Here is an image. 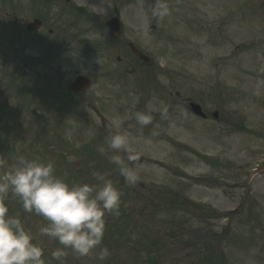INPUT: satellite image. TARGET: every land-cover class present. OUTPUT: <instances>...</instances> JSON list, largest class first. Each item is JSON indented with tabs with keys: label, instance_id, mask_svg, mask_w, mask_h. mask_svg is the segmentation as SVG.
I'll return each instance as SVG.
<instances>
[{
	"label": "rangeland",
	"instance_id": "374dc122",
	"mask_svg": "<svg viewBox=\"0 0 264 264\" xmlns=\"http://www.w3.org/2000/svg\"><path fill=\"white\" fill-rule=\"evenodd\" d=\"M215 1L181 0V15L157 32L128 8L120 53L108 44L100 52L97 39L108 31L84 14L58 36L74 44L52 64L0 57V175L24 155L53 163L70 183L111 180L122 193L102 244L85 257L65 249L59 259L51 252L62 246L39 232L47 221L10 200L46 264H264V0H231L234 9ZM242 11L251 18L241 20ZM125 40L153 64L135 60ZM76 73L92 83L73 94ZM137 111H151L152 123L139 125ZM117 131L136 161L110 148ZM112 155L137 171L136 184ZM100 248L108 249L102 261Z\"/></svg>",
	"mask_w": 264,
	"mask_h": 264
},
{
	"label": "clouds",
	"instance_id": "9594fccd",
	"mask_svg": "<svg viewBox=\"0 0 264 264\" xmlns=\"http://www.w3.org/2000/svg\"><path fill=\"white\" fill-rule=\"evenodd\" d=\"M169 15L168 0H154L151 16L161 21ZM167 113L166 106L160 109L162 118H167ZM134 118L141 126L153 121L151 111H137ZM110 148L127 152L129 161L137 160L127 136L119 131L111 136ZM110 159L128 183L136 184L134 168L125 165L118 155ZM10 200L19 203L24 212L47 221L39 232L62 246L51 252L53 259H59L65 249L85 257L102 244L106 216L118 212L122 193L111 180L101 185L70 183L57 174L53 163L18 155L0 175V264H46L44 249L35 242L33 231L25 227L21 216L10 214ZM107 255V248L99 249V260Z\"/></svg>",
	"mask_w": 264,
	"mask_h": 264
},
{
	"label": "flooded vegetation",
	"instance_id": "af4514ba",
	"mask_svg": "<svg viewBox=\"0 0 264 264\" xmlns=\"http://www.w3.org/2000/svg\"><path fill=\"white\" fill-rule=\"evenodd\" d=\"M217 3L233 7L231 0H216ZM0 8V57L3 62H23L52 64L64 50L70 53L74 40L65 43L58 36L79 25L78 15H119L126 13L130 6L149 13L148 9L154 0H1ZM168 4L178 5L170 14L181 13V1L168 0ZM129 12V11H127ZM72 18V24L69 19ZM157 21L151 24V29L158 26ZM101 26V25H100ZM71 32V31H70ZM101 46V35L97 39ZM106 44L121 50V40L103 39L100 52L104 53ZM82 46V45H81ZM71 50V51H70ZM121 56L117 58L121 62ZM78 75V73H76Z\"/></svg>",
	"mask_w": 264,
	"mask_h": 264
},
{
	"label": "water",
	"instance_id": "95a60500",
	"mask_svg": "<svg viewBox=\"0 0 264 264\" xmlns=\"http://www.w3.org/2000/svg\"><path fill=\"white\" fill-rule=\"evenodd\" d=\"M77 81L78 82L80 81V84H82L80 86H84L85 87V86H87L89 84V81L87 79L79 78ZM194 108H195V110L199 111V107L198 106H195Z\"/></svg>",
	"mask_w": 264,
	"mask_h": 264
}]
</instances>
